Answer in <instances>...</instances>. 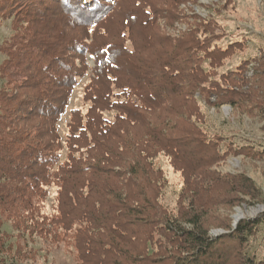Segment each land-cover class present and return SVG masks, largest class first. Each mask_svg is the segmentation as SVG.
<instances>
[{
  "label": "trees",
  "instance_id": "1",
  "mask_svg": "<svg viewBox=\"0 0 264 264\" xmlns=\"http://www.w3.org/2000/svg\"><path fill=\"white\" fill-rule=\"evenodd\" d=\"M197 1L0 0V17H11L14 31L0 47V264H8L3 253L13 245L6 238L66 243L76 264H232L237 253L240 264H264L238 250L264 221L211 238L196 193L179 201L175 214L158 200L155 157L186 160V147L201 135L191 121L195 93L214 92L217 106L264 109V57L251 79L240 66L222 76L229 87L204 84L201 59L226 52L209 42L213 20L191 25L177 40L164 37L162 58L153 52L157 21L177 22L184 17L179 6ZM86 56L94 63L83 95L89 107L71 110L62 145L57 123L87 73ZM170 97L180 106L169 109ZM198 177L202 188L216 182ZM236 178L223 181L233 186ZM241 180L237 193L252 199L251 181ZM51 186L56 210L48 217L41 205ZM5 223L10 234L1 230Z\"/></svg>",
  "mask_w": 264,
  "mask_h": 264
},
{
  "label": "rangeland",
  "instance_id": "2",
  "mask_svg": "<svg viewBox=\"0 0 264 264\" xmlns=\"http://www.w3.org/2000/svg\"><path fill=\"white\" fill-rule=\"evenodd\" d=\"M179 10H182L184 15L181 20L173 23H166L163 19L157 21L158 40L154 53L158 51V55L162 58L167 51L164 37L177 40L192 27L191 25L199 22L201 24L202 20H213L215 27H212V34L215 38H211L209 42L211 41L212 47L221 48L226 52L221 57L201 59L202 70L206 73L204 84L212 82L222 87L228 86L222 76L234 74L240 66L245 71L243 75L252 78L264 57V0H198L195 3H182ZM11 19V17H0V47L14 35ZM137 44H139L138 50L140 49L143 54L144 43L138 40ZM174 44L175 49L179 48L180 45L177 46L176 41H172V45ZM229 44L233 45L229 46ZM203 51L204 48L197 53L203 55ZM4 58L5 55L0 51V66ZM86 59L87 73L78 78L70 92L65 112L57 123L62 145L67 134L66 126L71 110L79 109L84 113L89 107V103L83 100V95L90 81L89 69L93 68L94 63L88 56ZM211 61L213 62L210 63ZM243 63L246 66H242ZM1 82L5 83L0 77V84ZM245 90V87L239 88L240 92ZM212 93L191 95L196 100V116L192 117L191 121L196 123L197 130L201 134L196 138L195 143L186 147L185 151L191 150V155L186 160L179 157L172 160L166 154H159L154 159V168L160 170L158 174L160 204L175 214L177 203L187 200L191 192L196 193L197 201L205 203L204 212L206 211L207 214L203 219L206 222L208 235L217 238L233 232L238 225L264 221V109L249 103L237 104L233 107L229 104L217 106V99ZM171 98L173 97L169 98V109L180 106L176 98L172 100ZM187 112L189 114V108ZM113 115V112L105 113L108 119H112ZM174 122L179 128L186 126L185 121L175 118ZM64 156L63 146L60 160ZM200 173L206 176V179H215L216 182L212 186L205 187L207 189L200 187L198 180ZM231 177H237L233 186L223 181ZM241 177L251 181L252 195H254L252 199L250 196L237 193L243 182ZM206 182L202 180L201 184ZM55 190L53 186L47 189L41 205L42 215L50 217L55 213ZM238 212L241 216L235 220ZM1 230L11 233L10 225L7 223ZM4 242L13 244L11 252L3 253V257L8 258V264L12 262L76 264L74 252L63 242L52 245L40 238H35L32 242L28 238L26 242L6 238ZM17 250L21 251L20 257H17ZM238 250L240 253L244 251L264 260V228L250 237L247 245ZM240 259L241 255L237 253L231 258V263L240 264Z\"/></svg>",
  "mask_w": 264,
  "mask_h": 264
},
{
  "label": "bare ground",
  "instance_id": "3",
  "mask_svg": "<svg viewBox=\"0 0 264 264\" xmlns=\"http://www.w3.org/2000/svg\"><path fill=\"white\" fill-rule=\"evenodd\" d=\"M240 216H241V213L238 212V213L235 215V220L239 219Z\"/></svg>",
  "mask_w": 264,
  "mask_h": 264
}]
</instances>
